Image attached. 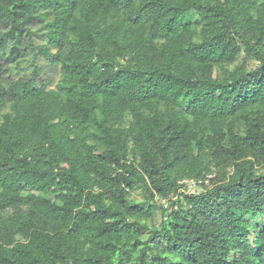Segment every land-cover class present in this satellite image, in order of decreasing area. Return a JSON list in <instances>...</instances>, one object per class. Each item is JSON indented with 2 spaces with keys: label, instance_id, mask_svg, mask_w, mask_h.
I'll return each instance as SVG.
<instances>
[{
  "label": "trees",
  "instance_id": "16d2710c",
  "mask_svg": "<svg viewBox=\"0 0 264 264\" xmlns=\"http://www.w3.org/2000/svg\"><path fill=\"white\" fill-rule=\"evenodd\" d=\"M0 264H264V0H0Z\"/></svg>",
  "mask_w": 264,
  "mask_h": 264
},
{
  "label": "built area",
  "instance_id": "2783aa9c",
  "mask_svg": "<svg viewBox=\"0 0 264 264\" xmlns=\"http://www.w3.org/2000/svg\"><path fill=\"white\" fill-rule=\"evenodd\" d=\"M211 176H207L204 180H194V179H183L178 182L181 186L180 192L191 195L195 193V190L200 188L201 185H208V179ZM170 200H174L175 197H170ZM169 200H162L161 205L164 209L168 208Z\"/></svg>",
  "mask_w": 264,
  "mask_h": 264
},
{
  "label": "rangeland",
  "instance_id": "374dc122",
  "mask_svg": "<svg viewBox=\"0 0 264 264\" xmlns=\"http://www.w3.org/2000/svg\"><path fill=\"white\" fill-rule=\"evenodd\" d=\"M242 57V56H241ZM240 57V58H241ZM38 63L41 65V67L44 69V73H43V78L45 79V78H47V76H48V72H49V69L46 67V62L44 61V60H42V59H40V60H38ZM239 64V63H238ZM254 66V64L253 63H251L250 64V67H253ZM30 72V70L29 69H26L24 72H21V73H29ZM200 191V188H198V189H196L195 190V192H199Z\"/></svg>",
  "mask_w": 264,
  "mask_h": 264
}]
</instances>
